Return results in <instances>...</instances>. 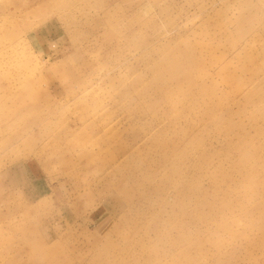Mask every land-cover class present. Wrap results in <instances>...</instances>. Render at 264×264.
Masks as SVG:
<instances>
[{"label":"rangeland","instance_id":"obj_1","mask_svg":"<svg viewBox=\"0 0 264 264\" xmlns=\"http://www.w3.org/2000/svg\"><path fill=\"white\" fill-rule=\"evenodd\" d=\"M0 87V264H264V0H0Z\"/></svg>","mask_w":264,"mask_h":264},{"label":"bare ground","instance_id":"obj_2","mask_svg":"<svg viewBox=\"0 0 264 264\" xmlns=\"http://www.w3.org/2000/svg\"><path fill=\"white\" fill-rule=\"evenodd\" d=\"M6 3V2H5ZM3 37V36H2ZM4 38V37H3ZM5 39V38H4ZM1 88V87H0ZM14 229V228H13ZM18 229V228H17ZM4 232H6V231H4ZM15 232V231H14ZM18 232V231H17ZM8 233V232H7ZM16 235V234H15ZM54 254V253H53ZM26 255V254H25ZM28 257V259L27 258H25L26 260H24L23 258H22V256H19V254H18V256H14L13 258H14V260L13 261H15V264H36V263H34V262H36V260H35V257L33 256V255H30V256H27ZM6 263V262H5ZM4 264V263H3ZM38 264V263H37Z\"/></svg>","mask_w":264,"mask_h":264}]
</instances>
